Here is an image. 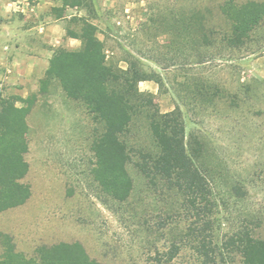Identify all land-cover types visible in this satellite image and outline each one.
<instances>
[{"label": "rangeland", "instance_id": "374dc122", "mask_svg": "<svg viewBox=\"0 0 264 264\" xmlns=\"http://www.w3.org/2000/svg\"><path fill=\"white\" fill-rule=\"evenodd\" d=\"M90 1L91 13L84 7L60 8L62 0H0V97L36 95L26 117L29 168L22 179L31 195L0 212V257L9 242L26 257L36 256L41 244L76 242L100 264H156V251L176 242L180 251L174 261H199L185 233L189 226L202 228L203 216L191 215L181 197L145 188L131 165L133 195L105 205L92 172L98 125L57 82L40 92L48 53L80 46L71 36L80 32V17L98 26L109 59L125 66L131 55L144 71L159 75L160 85L145 80L139 89L152 92L162 112L179 106L186 136L194 132L204 142L213 196L211 225L203 233L219 245L242 227L264 239V22L241 48L218 41L194 51L177 44L170 30L194 8L209 7L220 24L218 0ZM201 82L218 89L212 100L191 95ZM133 132L149 143L145 125ZM228 264L241 259L235 256Z\"/></svg>", "mask_w": 264, "mask_h": 264}, {"label": "trees", "instance_id": "16d2710c", "mask_svg": "<svg viewBox=\"0 0 264 264\" xmlns=\"http://www.w3.org/2000/svg\"><path fill=\"white\" fill-rule=\"evenodd\" d=\"M66 7H84L94 12L90 0H62L60 8ZM215 8L223 20L220 24L214 22L209 7L204 11L194 8L188 15H181L170 30L176 43L194 51L218 41L227 48H241L264 22V0H218ZM79 20L80 32L71 36L81 41L80 46H59L53 51L40 81V92L46 93L49 85L57 82L66 97L81 102L98 125L92 143V172L100 200L111 207L133 195L135 181L128 170L131 165L145 188L181 197L191 215L196 219L203 216L202 228L189 226L185 233L192 238L197 264H228L235 256L240 257L241 264H264V239L256 236L253 228H239L221 245L208 232L203 233L211 225L208 214L213 196L212 168L197 133L186 136L180 107L162 112L155 95L139 89V83L145 80L160 85L159 75L144 71L139 60L131 55L124 60L125 66L109 59L104 41L98 36V26L90 17ZM210 87L201 82L191 90V95L210 101L218 91ZM35 101V94L0 97V212L24 204L31 195L29 184L22 179L29 168L24 158L28 149L26 117ZM142 124L149 132V143L135 139L133 131ZM179 251V245L172 242L167 251H156L152 259L156 264H183L174 261ZM0 264L100 263L76 242L41 244L36 248V256L31 257L17 252L9 242L2 251Z\"/></svg>", "mask_w": 264, "mask_h": 264}, {"label": "crops", "instance_id": "0c3cea01", "mask_svg": "<svg viewBox=\"0 0 264 264\" xmlns=\"http://www.w3.org/2000/svg\"><path fill=\"white\" fill-rule=\"evenodd\" d=\"M49 57H51V53H50V54L48 53V59H49ZM171 110H172V109H171ZM169 111H170V110H169ZM165 112H167V111H165Z\"/></svg>", "mask_w": 264, "mask_h": 264}]
</instances>
